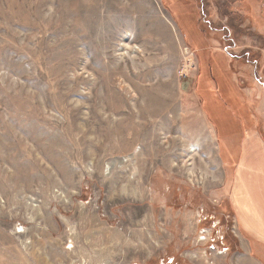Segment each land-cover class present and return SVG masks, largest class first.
Segmentation results:
<instances>
[{
    "label": "rangeland",
    "instance_id": "obj_1",
    "mask_svg": "<svg viewBox=\"0 0 264 264\" xmlns=\"http://www.w3.org/2000/svg\"><path fill=\"white\" fill-rule=\"evenodd\" d=\"M235 178L264 188V0H0V264H235Z\"/></svg>",
    "mask_w": 264,
    "mask_h": 264
},
{
    "label": "crops",
    "instance_id": "obj_2",
    "mask_svg": "<svg viewBox=\"0 0 264 264\" xmlns=\"http://www.w3.org/2000/svg\"><path fill=\"white\" fill-rule=\"evenodd\" d=\"M255 183L256 182L252 179L248 180V184ZM234 186H239V191L241 192V194H239L237 197L238 202H233V205H236L240 202L239 204L241 206V211L237 213V218L240 217L241 219L238 220L240 223H242L243 228L257 229L260 234L256 235V237H253V244L254 247L257 248V251H255V249L253 250L249 243L242 242L241 247L244 250V253L235 256L233 258V262L235 264H264V188L259 191L258 188L252 187V185H250L252 188L248 189L247 186H245V184L240 182L237 178H235ZM254 198L257 200H263L259 201L260 206H256ZM233 200L235 199L233 198ZM245 205H247L251 210L249 213L245 211ZM253 253L254 256L257 255L256 258L252 257Z\"/></svg>",
    "mask_w": 264,
    "mask_h": 264
},
{
    "label": "bare ground",
    "instance_id": "obj_3",
    "mask_svg": "<svg viewBox=\"0 0 264 264\" xmlns=\"http://www.w3.org/2000/svg\"><path fill=\"white\" fill-rule=\"evenodd\" d=\"M159 104V103H158ZM159 106V105H158ZM163 106V105H162ZM165 107H166V105H165ZM32 129H33V125H32ZM29 135H30V133L28 134V137H29ZM10 143H12L11 141H9ZM188 151H189V153H197L198 152V147H196V146H194V145H191L189 148H188ZM136 153L135 154H137V152H138V149H136V151H135ZM164 155V154H163ZM134 156L135 155H132V156H130V157H128L126 160H124L123 161V163L124 162H128L129 160H133L134 159Z\"/></svg>",
    "mask_w": 264,
    "mask_h": 264
}]
</instances>
